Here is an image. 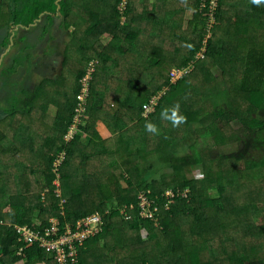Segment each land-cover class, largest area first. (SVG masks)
<instances>
[{"label": "trees", "instance_id": "trees-1", "mask_svg": "<svg viewBox=\"0 0 264 264\" xmlns=\"http://www.w3.org/2000/svg\"><path fill=\"white\" fill-rule=\"evenodd\" d=\"M199 4L0 0L8 10L0 54L19 46L8 52L0 79V88L13 92L0 106V264H56L38 242L20 241L16 224L42 231L55 217L64 232L95 212L100 231L79 248L76 264H264V192L259 202L236 201L241 190L232 186L236 174L264 183V4L218 0L210 31ZM60 17L71 36L64 59L74 45L68 75L46 78L57 85L48 96L40 85L14 90L32 55L26 38L12 31L42 23V37ZM184 67L192 69L173 79ZM214 68V82L204 81ZM153 97L145 116L143 104ZM177 104L184 121L173 126L161 114ZM234 120L239 129L227 135L224 124ZM148 122L158 134L145 130ZM188 138L195 143L184 145ZM21 153L32 159L18 161ZM142 192L158 209V225L139 214Z\"/></svg>", "mask_w": 264, "mask_h": 264}, {"label": "rangeland", "instance_id": "rangeland-1", "mask_svg": "<svg viewBox=\"0 0 264 264\" xmlns=\"http://www.w3.org/2000/svg\"><path fill=\"white\" fill-rule=\"evenodd\" d=\"M7 8L5 6L0 7V40L4 37L5 30L8 27V15H7ZM196 10L194 8L187 9L184 17H183V28L187 29V25L189 22L192 21L194 17V13ZM62 18L60 17L59 19H55L54 23L51 25L50 29L48 30L47 33L43 34L42 37L40 36L42 34V29H43V24L39 23L37 26L33 27L30 31H27L23 28H15L12 31V34L17 33L18 36H24L27 40V42L31 45V55L32 58L30 61L27 63H24V66L22 69L18 70V73L15 75V81L17 85L14 87V90L18 91L21 87H25L27 90L34 89L38 85L44 86L45 91L47 90V96L50 95L55 87L57 85H48V81L46 82V78L53 79L59 75H68L67 69L70 68L71 66V60L72 57L70 55L72 54L73 56V48L74 45L68 49V57L64 59L63 56V49L64 46L67 45V43L70 40V33L65 30V28L62 26ZM72 19H70L68 22L70 23ZM11 25V24H9ZM82 26V25H81ZM83 27V26H82ZM10 34V35H12ZM101 41L105 42L106 41V36L102 35L101 36ZM77 45V43H76ZM16 50L14 51L13 49L10 50H3L8 54V52L15 53L17 50H19V46L15 48ZM45 49H47V52H44ZM13 52H12V51ZM2 53V54H3ZM8 54L9 57L5 58V62L2 64L0 67V79L1 75L3 77V74H1L2 69L4 66L8 65L10 63V56L11 54ZM0 54V57H3V55ZM64 60L67 61V63L64 65ZM70 62V63H69ZM91 64V63H90ZM192 69V68H189ZM218 68L214 69H209L208 72L206 71V74L203 75L205 78L203 79L204 81L209 80H214L217 78L216 73ZM190 70H188L189 72ZM71 76V75H69ZM89 77H91V74H89ZM199 81V80H198ZM198 83L196 80L194 81ZM13 92L10 91V89L7 87L5 88V85L3 88H0V106L8 102L9 97L11 96ZM45 92H40L38 95L42 96ZM193 96L197 97V94H192ZM2 100L4 102L2 103ZM57 110L53 105H49L47 109V114L51 117H53L56 114ZM1 117V115H0ZM240 122L238 120L231 121L229 123L224 124L223 131L229 135L239 129ZM100 134L104 137L105 132L102 130L101 126L99 127ZM194 140H191L190 138L186 139V141L183 143L184 145L192 144ZM204 142H206L209 145H212V140L207 138L204 139ZM195 143V141H194ZM197 146V145H196ZM230 146L228 145L229 148ZM232 148V147H231ZM230 148V149H231ZM201 150V148H199ZM188 150L182 149L179 150V154L185 153ZM19 158V160H18ZM16 157L18 161H24L25 163H28L29 160L32 159L31 155L29 153H26L20 157ZM4 161L7 163L9 161L8 155L7 157H4ZM31 162V161H30ZM93 167V166H92ZM90 167V169L92 168ZM194 176L199 177L201 175L199 169L197 168L194 169ZM160 177V176H159ZM124 185V183H123ZM125 186V185H124ZM232 186L234 187L235 191H240L238 193V197L236 201H243L245 198H248L249 200H257L259 202V199L263 195V179H257L252 175L249 174H236L234 180H232ZM167 190V189H166ZM209 194L211 197H216L217 193L213 190H209ZM264 199V197H263ZM236 204V202H235ZM234 204V207H235ZM126 236H133L130 234H126ZM238 236V235H237ZM127 242H132V240L129 238Z\"/></svg>", "mask_w": 264, "mask_h": 264}, {"label": "built area", "instance_id": "built-area-1", "mask_svg": "<svg viewBox=\"0 0 264 264\" xmlns=\"http://www.w3.org/2000/svg\"><path fill=\"white\" fill-rule=\"evenodd\" d=\"M199 11L204 14L206 19L207 29H210L215 24V14L218 8V0H200ZM210 36L208 32L207 37ZM189 68L174 70L172 72L173 79H179L188 72ZM89 74L85 77L88 80ZM87 82H83L81 93L79 94V110H83L86 95L88 92ZM155 104V97L148 103L143 104V114L147 116L153 109ZM165 195H172L170 190H167ZM139 214L144 219H150L158 225V218L155 217L158 209L151 208V200L147 197L146 193L142 192L139 195ZM124 209H121L123 212ZM50 226L45 227L42 231L31 229L27 224L15 225L14 229L19 234V240L27 242L29 245L35 241L39 246L49 251L56 264H76L79 248L83 246L86 239L95 235L100 231L102 223V216L98 212L92 213L88 216L81 217L76 221L75 227H68L64 232L59 230V221L53 217L49 219ZM36 225V224H35Z\"/></svg>", "mask_w": 264, "mask_h": 264}, {"label": "clouds", "instance_id": "clouds-1", "mask_svg": "<svg viewBox=\"0 0 264 264\" xmlns=\"http://www.w3.org/2000/svg\"><path fill=\"white\" fill-rule=\"evenodd\" d=\"M252 4L256 6H260L264 4V0H251ZM179 109L180 106L179 104L175 105L172 109L170 110H165L162 112V118L165 120H169L173 126H178L180 123L184 121V117L179 115ZM145 130L148 133L151 134H158V128L154 123L148 122L145 124Z\"/></svg>", "mask_w": 264, "mask_h": 264}, {"label": "crops", "instance_id": "crops-1", "mask_svg": "<svg viewBox=\"0 0 264 264\" xmlns=\"http://www.w3.org/2000/svg\"><path fill=\"white\" fill-rule=\"evenodd\" d=\"M2 101H4V100H2Z\"/></svg>", "mask_w": 264, "mask_h": 264}]
</instances>
